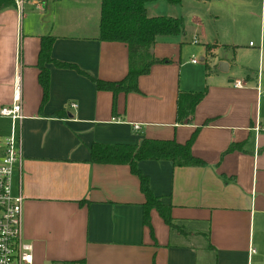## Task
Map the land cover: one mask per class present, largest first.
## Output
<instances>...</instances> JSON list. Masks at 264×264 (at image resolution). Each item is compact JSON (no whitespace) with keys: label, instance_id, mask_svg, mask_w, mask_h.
Here are the masks:
<instances>
[{"label":"crops","instance_id":"0c3cea01","mask_svg":"<svg viewBox=\"0 0 264 264\" xmlns=\"http://www.w3.org/2000/svg\"><path fill=\"white\" fill-rule=\"evenodd\" d=\"M51 1L49 13L45 2L38 8L31 0L25 1L30 6L26 13L13 6L0 9V106L10 103L16 82L21 115L13 124L21 159L10 190L23 196L20 237L30 246L32 262H264L263 31L255 52L259 71L253 77L241 71L228 78L224 71L230 63L216 58L213 69L204 65L200 79L194 67L182 68L179 43L156 35L152 54L168 61L153 63L138 75L136 91L112 95L95 89L85 75L112 81L126 70L125 45L95 38L98 0ZM40 35L52 36L51 58L76 68L46 63L43 101L34 66ZM218 45L228 43H206L204 51L212 56ZM219 60L226 63L224 71L217 69ZM235 80L238 85L232 84ZM202 88L189 120L176 122V91ZM195 127L190 152L203 164L136 162L150 192L169 204L170 225L153 208L148 225L141 222L143 198L126 165L87 160L91 142L135 143L140 137L182 142ZM8 130L9 120L0 117V140ZM230 143L238 147L222 152Z\"/></svg>","mask_w":264,"mask_h":264},{"label":"trees","instance_id":"16d2710c","mask_svg":"<svg viewBox=\"0 0 264 264\" xmlns=\"http://www.w3.org/2000/svg\"><path fill=\"white\" fill-rule=\"evenodd\" d=\"M27 1V0H25ZM39 4L46 0H35ZM145 0H98L97 32L95 38L102 41H117L125 45L126 70L117 80L107 81L85 74L95 89L116 92L136 91V78L145 74L153 63L168 61L165 57H155L151 48L154 37L159 34H173L181 30L178 17L146 15L143 7ZM169 3L178 0H165ZM12 0H0V9L12 6ZM261 22L264 26V0H261ZM52 36L40 35L36 59V81L40 88V101H43L47 88L46 63L56 67L75 68L69 62L58 61L49 56ZM76 69V68H75ZM204 88L197 91L177 90L174 99V119L176 122L189 120L194 105L201 98ZM113 105V101H112ZM196 127L182 142L173 138L140 137L135 143H99L91 142L87 146V160L92 163L124 164L137 178L138 189L142 195L141 222L148 225V210L153 208L161 220L170 225L169 204L161 203L147 185V177L136 167L141 159L168 160L173 166L201 165L203 161L190 152V144L195 136ZM230 143L222 152L237 148ZM82 264L81 260L74 261Z\"/></svg>","mask_w":264,"mask_h":264},{"label":"rangeland","instance_id":"374dc122","mask_svg":"<svg viewBox=\"0 0 264 264\" xmlns=\"http://www.w3.org/2000/svg\"><path fill=\"white\" fill-rule=\"evenodd\" d=\"M54 3L51 0L45 1V13H49ZM43 5L44 3L40 4L41 8ZM143 7L146 15H163L180 19L182 25L180 31L173 34H159L155 39L177 41L181 46L182 68L191 71L194 67L200 79L203 76L204 65L210 70L213 69L211 63L216 58H225L230 63L229 69L224 71L228 78L239 76L241 71L253 77L255 70L259 71L260 59L255 54L256 45L259 43L261 45L258 36L262 31L264 37V28L261 27L260 22V0H178L175 3L165 0H145ZM29 8L30 6L25 2L21 5L23 13ZM95 16L94 13V19ZM214 42L228 43V45L215 46L211 50L214 55L211 56L204 51V44ZM190 58L195 59V63H190ZM261 86L264 89V70ZM35 263L71 264L69 260L64 259Z\"/></svg>","mask_w":264,"mask_h":264},{"label":"built area","instance_id":"2783aa9c","mask_svg":"<svg viewBox=\"0 0 264 264\" xmlns=\"http://www.w3.org/2000/svg\"><path fill=\"white\" fill-rule=\"evenodd\" d=\"M31 1L41 8L37 1ZM12 2V6L19 13L25 0H12ZM191 61L195 59L192 58ZM232 84L239 83L235 80ZM256 89L259 90L258 85ZM69 105L74 106L73 103ZM0 117L9 120L8 133L0 140V264H35L31 259L29 244L23 242L20 237V204L23 196L19 192L12 194L10 190L14 166L18 165L21 159L19 138L13 133L14 121L21 118L16 82L12 85L10 103L0 106ZM132 127L137 128V125L133 124ZM261 127L264 128V124ZM258 128V124L253 126L255 130ZM249 251L253 252V249Z\"/></svg>","mask_w":264,"mask_h":264},{"label":"water","instance_id":"95a60500","mask_svg":"<svg viewBox=\"0 0 264 264\" xmlns=\"http://www.w3.org/2000/svg\"><path fill=\"white\" fill-rule=\"evenodd\" d=\"M217 69L218 70H221V71H224L226 69V63L222 60H219L217 62Z\"/></svg>","mask_w":264,"mask_h":264}]
</instances>
